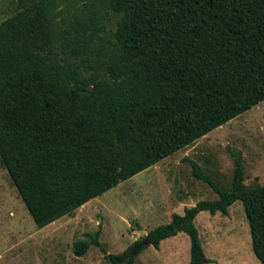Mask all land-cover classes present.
Segmentation results:
<instances>
[{
  "label": "trees",
  "instance_id": "obj_1",
  "mask_svg": "<svg viewBox=\"0 0 264 264\" xmlns=\"http://www.w3.org/2000/svg\"><path fill=\"white\" fill-rule=\"evenodd\" d=\"M16 1L0 22V165L39 228L264 100V0H89L69 20L57 0ZM103 20L115 23L106 39ZM62 44L82 70L59 56ZM229 152V187L184 158L218 197L172 213L149 245L184 232L189 264L214 262L194 220L239 200L264 264V183L247 186L242 156ZM99 236L73 252L95 245L109 264H133L148 246L109 253Z\"/></svg>",
  "mask_w": 264,
  "mask_h": 264
},
{
  "label": "rangeland",
  "instance_id": "obj_2",
  "mask_svg": "<svg viewBox=\"0 0 264 264\" xmlns=\"http://www.w3.org/2000/svg\"><path fill=\"white\" fill-rule=\"evenodd\" d=\"M88 1L57 0L66 12V20L78 13L75 6L80 10ZM19 9L16 0H0V22ZM65 24L70 26L69 22ZM100 24L103 27L99 34L104 39L110 37L115 23L103 20ZM55 50L77 67L79 60L64 44ZM229 149L242 156L244 183L250 187L263 184L264 100L92 198L73 214L42 228L36 226L6 169L0 165V264H109L95 245L83 256H77L74 242L100 229L99 240L106 251L118 253L136 239L141 240L150 229L169 222L172 213H183L185 206L200 200L216 199L218 193L206 180L192 175L190 162L184 158L196 161L218 186L229 187L233 171ZM228 210L229 214L205 210L197 215L195 224L204 252L214 260L206 264H262L252 251L241 201H235ZM189 259V236L179 232L162 240L159 248L148 245L133 264H189Z\"/></svg>",
  "mask_w": 264,
  "mask_h": 264
},
{
  "label": "water",
  "instance_id": "obj_3",
  "mask_svg": "<svg viewBox=\"0 0 264 264\" xmlns=\"http://www.w3.org/2000/svg\"><path fill=\"white\" fill-rule=\"evenodd\" d=\"M150 244V239L148 236H144L138 243L134 246L133 251H135L139 246H145Z\"/></svg>",
  "mask_w": 264,
  "mask_h": 264
},
{
  "label": "crops",
  "instance_id": "obj_4",
  "mask_svg": "<svg viewBox=\"0 0 264 264\" xmlns=\"http://www.w3.org/2000/svg\"><path fill=\"white\" fill-rule=\"evenodd\" d=\"M197 140H198V139H197ZM194 142H195V141H194ZM194 142H193V143H194ZM193 143H192V144H193ZM190 145H191V144H190ZM188 146H189V145H188ZM186 147H187V146H186ZM186 147H185V148H186ZM229 207H230V206H229ZM228 209H229V208H228ZM204 211H205V210H204ZM199 213H200V212H199ZM216 213H218V212H216ZM227 214H229V210H228V213H227ZM197 217H198V216H196L195 220L197 219ZM195 220H194V222H195ZM160 245H161V242H160ZM160 245H159V247H160Z\"/></svg>",
  "mask_w": 264,
  "mask_h": 264
}]
</instances>
